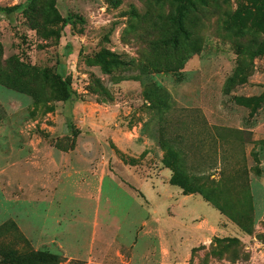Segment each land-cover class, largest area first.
<instances>
[{
	"label": "rangeland",
	"instance_id": "1",
	"mask_svg": "<svg viewBox=\"0 0 264 264\" xmlns=\"http://www.w3.org/2000/svg\"><path fill=\"white\" fill-rule=\"evenodd\" d=\"M163 142L193 186L208 178L222 213L169 182L154 203L145 182ZM204 219L215 232L167 264H264V0H35L0 13V263L47 250L59 264H159V242L193 238Z\"/></svg>",
	"mask_w": 264,
	"mask_h": 264
},
{
	"label": "trees",
	"instance_id": "2",
	"mask_svg": "<svg viewBox=\"0 0 264 264\" xmlns=\"http://www.w3.org/2000/svg\"><path fill=\"white\" fill-rule=\"evenodd\" d=\"M35 0H24L21 3H18L13 6L8 7H0V13L4 15H10L13 13H21V14H27L31 13L33 11V5ZM179 16L181 17V13H179ZM177 28L178 32L180 34L184 33L185 30L182 28L180 20L178 19ZM172 46H174L176 43L175 38H172ZM65 73L66 70L62 64L59 62H56L55 69H54V79L56 83L58 84V87L60 88L61 93L65 94L67 96L70 93V88L68 83L65 80ZM67 130H71V126H66ZM166 147L164 156L161 160V164L164 167H171V175L168 180V182L178 187L182 193H197L205 202L210 203L214 208H216L220 213L222 211L213 204L208 191L205 188V185H207L206 181L208 178H205L203 182L198 184L196 187L193 186L190 183V178L187 176V174L177 167V163L179 159L177 158L178 155L176 152H174L169 145L162 143ZM209 181V180H208ZM60 260L57 256V254L49 252L47 250H36L34 252L28 253V254H17L15 252L9 251L4 252L1 254V263L0 264H59Z\"/></svg>",
	"mask_w": 264,
	"mask_h": 264
},
{
	"label": "crops",
	"instance_id": "3",
	"mask_svg": "<svg viewBox=\"0 0 264 264\" xmlns=\"http://www.w3.org/2000/svg\"><path fill=\"white\" fill-rule=\"evenodd\" d=\"M111 141H112V143H114L115 147L121 152L129 153V152H131L130 149H133L134 146L135 147L137 146V144L136 145H134V144L128 145V144L118 140L117 138H112V137H111ZM169 178H170V174H168L165 167H163V169H160L158 171V176H156L154 178H148V179L146 178L148 181L145 182V186H146V188L149 187L151 189V192L148 191L151 195V199H154V195H155V199H159V202H160L161 196H156L157 187L167 186L168 185L167 182H168ZM154 182H157V183H155V185H154ZM174 191L176 194L180 193L179 189L176 187H175ZM152 193H153V195H152ZM188 197L189 196L180 195L179 199H177L174 202L173 208L176 212L178 211V209L183 210L182 209L183 206L186 205V204H184V201L188 200ZM162 198H166V197L162 196ZM155 199L153 200L154 203L158 202ZM222 217L223 216L220 214L214 215L215 220H217V219L221 220ZM204 220H202V222L204 223L205 227L202 228L201 230H197L196 234L192 235V236H194L193 238L185 236V240H183L182 242L180 241V243L175 244V246H170L169 243H166L167 246L165 248H167V250L163 249V243L159 242V246H158L159 251L160 250L164 251V254L159 256V264H167V263H169V259H172V258L180 259L184 254H186L187 252L190 251L191 247L193 246L192 242H196L197 240L203 239L205 237V234L208 231L207 229H210L211 233L215 232L214 228L211 227L210 222H208L207 220H205V221ZM213 222H214V220H213ZM217 231H220L221 233H226V231L222 230V229L217 230ZM159 233H160V231H159Z\"/></svg>",
	"mask_w": 264,
	"mask_h": 264
}]
</instances>
